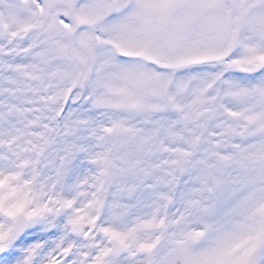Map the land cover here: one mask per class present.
Returning a JSON list of instances; mask_svg holds the SVG:
<instances>
[{
	"label": "snow or ice",
	"instance_id": "6c2138e0",
	"mask_svg": "<svg viewBox=\"0 0 264 264\" xmlns=\"http://www.w3.org/2000/svg\"><path fill=\"white\" fill-rule=\"evenodd\" d=\"M0 264H264V0H0Z\"/></svg>",
	"mask_w": 264,
	"mask_h": 264
}]
</instances>
